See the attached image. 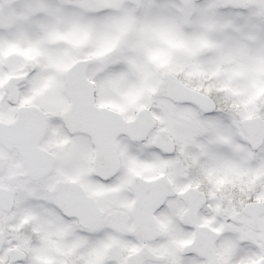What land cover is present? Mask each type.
I'll return each mask as SVG.
<instances>
[{"label":"snow or ice","instance_id":"obj_1","mask_svg":"<svg viewBox=\"0 0 264 264\" xmlns=\"http://www.w3.org/2000/svg\"><path fill=\"white\" fill-rule=\"evenodd\" d=\"M0 264H264V0H0Z\"/></svg>","mask_w":264,"mask_h":264}]
</instances>
